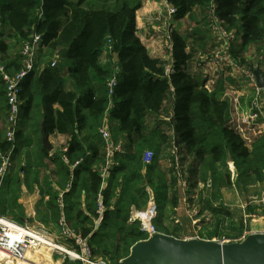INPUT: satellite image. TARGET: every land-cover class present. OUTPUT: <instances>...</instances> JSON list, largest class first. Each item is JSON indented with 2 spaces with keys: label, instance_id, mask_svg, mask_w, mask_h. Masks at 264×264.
I'll return each mask as SVG.
<instances>
[{
  "label": "trees",
  "instance_id": "obj_1",
  "mask_svg": "<svg viewBox=\"0 0 264 264\" xmlns=\"http://www.w3.org/2000/svg\"><path fill=\"white\" fill-rule=\"evenodd\" d=\"M164 1L175 9L173 21L187 18L193 26L179 32L169 22L170 39L161 57L150 54L137 34L138 5L0 0V63L10 73L23 66L21 46L40 36L36 63L19 91L21 114L12 151L14 162L21 153L26 162L13 163V175L3 178L0 213L9 211L13 220L25 223L20 222L16 202L18 181L16 189L12 187L14 174L23 173L24 184H37L40 196H47L40 222L54 226L62 212L67 224L86 239L92 257L111 264L147 238L138 221L128 220L131 210L143 209L149 198L156 204L154 226L171 235L162 221L167 204L176 207L185 197L188 209L197 208L196 216L203 210L215 214L223 210L218 203L222 187L235 185L242 193L264 177V133L247 144L228 123V102L222 97L226 87L216 83L206 88L198 76L203 57L213 47V11L238 41L235 48L236 42L231 44L232 57L251 70L258 68L264 77V0ZM52 60L55 68L50 67ZM113 76L116 85L108 95L107 82ZM4 113L7 117L0 79V121ZM104 123L123 151L114 152L102 183L105 152L98 130ZM42 126L47 137L67 136L65 145L48 151L42 144ZM6 128L7 121L4 132L0 130V153L10 145ZM30 145L31 150L20 151ZM146 151L152 152L149 163L143 160ZM161 156L169 161L166 170ZM79 159L72 169L70 164ZM229 162L235 168L234 182ZM44 168L48 170L41 175ZM98 194L103 212L94 228ZM246 211L264 214L256 204ZM63 260L61 264H82Z\"/></svg>",
  "mask_w": 264,
  "mask_h": 264
},
{
  "label": "built area",
  "instance_id": "obj_2",
  "mask_svg": "<svg viewBox=\"0 0 264 264\" xmlns=\"http://www.w3.org/2000/svg\"><path fill=\"white\" fill-rule=\"evenodd\" d=\"M165 14H163L164 22L166 23L169 17L172 16L175 9L166 4ZM211 19L209 25L212 49L205 54L203 62L200 64L207 74L204 80L206 88H210L217 83V77L222 75L223 78L227 74H230L234 84L231 86V91H224L222 97L228 102V123L233 127L241 137L249 144L253 138L264 133V86L262 88L257 86L256 78L253 70L241 64L235 60L230 54L231 44L236 40L235 35L226 29L225 24L217 17V15L211 11ZM158 29L161 30L160 27ZM169 30L166 31V43H168ZM40 36L34 35L31 40L24 43L20 52L23 56V66L16 73H10L6 67L0 63V79L5 87V97L7 104V128L5 131V139L10 144L7 152L0 153V200H1V181L10 171L13 160L12 151L16 145L15 143V131L17 130L18 122L21 114V104L19 99V91L21 89V83L30 71L37 60L39 49ZM50 67H56V60H52ZM202 71V70H201ZM169 72V67L165 69V73ZM210 75V76H208ZM211 76L215 77L212 79ZM264 78V77H263ZM116 85V78L113 76L107 82L108 95L112 94L113 87ZM227 89V86H226ZM104 143L105 163L100 169L102 177V183L107 174V168L113 162L114 152H121L122 147L120 143H114L108 126L104 123L98 130ZM152 159V152L146 151L143 160L145 163H149ZM63 161L68 162L67 158L63 156ZM81 159L74 161L70 164L73 169L79 163ZM228 168L231 171V180L234 182L236 174L233 172L232 163H228ZM234 174V175H233ZM182 187L186 186L185 181L181 182ZM261 187H264V177L261 183ZM211 182L208 181V186ZM255 197H252L249 204L257 203ZM185 202V197H183ZM260 201L264 202V197H260ZM58 202L62 207L61 194L59 195ZM103 206L101 203V196H97V213L98 216L94 220V228H96L102 218ZM190 216L196 218L197 208L188 209ZM156 216V204L152 198H149L146 206L141 210H133L130 214L129 221H138L140 230L147 235V238L155 233H159L153 224V219ZM248 217H256L254 214H248ZM198 220L196 219V222ZM58 236L64 238L71 243L70 248L63 250V258L67 255L72 260H80L82 264H107V261L103 259H94L92 257L91 248L88 245L85 238L76 233L68 224L61 212L56 224ZM48 228L42 223L28 224L19 223L12 218L0 213V264L4 262L17 263L18 261L27 260V251L29 249H35L41 247V245H50L56 242L51 237V233ZM50 233V234H49ZM146 238V239H147ZM188 238H198L197 235ZM220 243H224L226 240L213 239ZM240 241V240H239Z\"/></svg>",
  "mask_w": 264,
  "mask_h": 264
},
{
  "label": "crops",
  "instance_id": "obj_3",
  "mask_svg": "<svg viewBox=\"0 0 264 264\" xmlns=\"http://www.w3.org/2000/svg\"><path fill=\"white\" fill-rule=\"evenodd\" d=\"M120 3H122V0L119 2V4ZM131 4L138 5V8L135 12V21H136L137 34L140 40L147 47L150 54L158 55L161 57L166 55L165 35L169 27L168 23L173 21V17H172V20H171V17H169L166 23L164 22L163 19H159V18H163V14H165V11H166L164 0H136V1L133 0V3ZM192 26H193V22H191L187 18L181 19L179 21H173L172 24L170 23V27L177 29L179 32H184L187 29H190V27ZM158 27H160L161 30L158 29ZM234 42H236L234 46L235 48L238 45V41L235 40ZM101 57L102 59L105 58V56H101ZM198 76L200 77V79L205 80V78L207 77V74L201 68L199 69ZM227 79L228 80L225 83L222 81V79H217V84L223 85L226 87L229 85L230 82L232 83L230 78H227ZM5 115H6L5 113L2 115L1 121H0V130L2 132H4L5 127H6V116ZM36 139H37V134H34L32 138L33 142H35ZM66 140H67V136L65 135H60V134H55V133L50 134L48 136V142L52 146V149L49 151L53 153L54 151L61 149V147L65 145ZM32 147L33 146L30 145L28 148H23L20 151H29L32 149ZM164 156L160 157L159 162L161 166H163L164 169L166 170L169 164V161ZM25 162L26 160L24 158L21 161V164H24ZM167 177H169L168 174H167ZM20 188L21 190H24L25 192L27 191V187L25 186L23 181H22V185L20 186ZM34 188H35V185H34ZM232 188H234L235 190L237 189L235 185H233ZM232 188L222 187L219 191L220 200L218 203H220L222 206V209H223L222 212H217L215 214L211 213L208 210H203L201 212L202 216L204 215L206 217H209V215L212 216L211 219L205 220V221H203L200 216L199 217L196 216V218H194L193 216L192 217L190 216V214L188 213V208L186 206V203L183 201V198H181L178 201V204L176 207H173L172 205L167 204L163 210V216H162L164 227L169 231L171 235H178V237L180 238H188V237L197 235L200 239H204V240L224 238L226 240L239 241V240H242L250 232L251 233L264 232V214L251 213V214H254L257 217V219H252L253 217L249 218L247 216L248 215L246 211L247 208L251 204L257 205V203L249 204L247 202L245 207H242L245 211H243L241 215H237L235 213L233 214L232 212L230 213L232 208L226 203L228 202L226 201V197L228 196V198H230L229 196L232 195V192H234ZM248 188L246 189V191L248 190ZM236 192L237 194L239 193L238 189ZM31 195L33 197L32 199H34L35 197L34 194L32 193ZM32 199H26L25 201H28V200L32 201ZM46 201H47V196L45 194L39 196L38 199L33 200L34 205L35 203H37L36 205L38 206L36 210H35L34 205L32 207L31 203H28V206H26V203L24 204V202H20V201L19 202L21 203V205L24 206L27 218L33 220V218L35 217L37 219L42 218L43 215H41L40 212L43 210L42 206L45 205ZM133 210H135V208H133L131 212ZM5 214L6 216L9 215V213L7 212ZM10 218H12V216H10ZM196 219L198 220L197 222H196ZM169 222H171V224H169ZM47 228L50 232H52L51 234L50 233L49 234L51 235V237H53L55 235L53 229L55 228H53L51 224H48ZM31 255L32 253L30 254L27 253V257H32ZM27 260L29 261H26V262L22 261L20 264H25V263L31 264L32 263L30 259H27ZM36 261L37 262H35V264H43L41 263L39 259H36ZM63 261H64L63 259H60V263L58 264H61Z\"/></svg>",
  "mask_w": 264,
  "mask_h": 264
},
{
  "label": "water",
  "instance_id": "obj_4",
  "mask_svg": "<svg viewBox=\"0 0 264 264\" xmlns=\"http://www.w3.org/2000/svg\"><path fill=\"white\" fill-rule=\"evenodd\" d=\"M113 56L116 61V53ZM253 73L257 86L262 88V74L258 68ZM41 133L43 146L51 150L43 126ZM114 264H264V232H250L240 241L224 243L155 233L132 245L129 254Z\"/></svg>",
  "mask_w": 264,
  "mask_h": 264
},
{
  "label": "rangeland",
  "instance_id": "obj_5",
  "mask_svg": "<svg viewBox=\"0 0 264 264\" xmlns=\"http://www.w3.org/2000/svg\"><path fill=\"white\" fill-rule=\"evenodd\" d=\"M90 1H92V3L93 4H96V5H104V4H108L109 5V7L110 8H117L118 6H120L122 3H120L119 4V2L121 1V0H90ZM125 1V0H124ZM123 0H122V2H124ZM136 1V0H135ZM117 2H118V4H117ZM126 2H128V3H133V0H127ZM112 5V6H111ZM187 24H189V23H187ZM210 45V44H209ZM211 50V48H210V46H209V49L207 50V52H209ZM206 52V53H207ZM218 78L219 77H221L222 78V81L225 83L228 79L227 78H230V80L232 81V83L230 84L229 83V85L227 86V89H226V91L228 92V91H231L232 90V85L234 84L233 82H236L235 80H232L231 79V75L230 74H227L226 75V77H224L223 78V76L222 75H218L217 76ZM211 78L212 79H215V77L213 76H211ZM25 155H24V153H21V155H19L18 157L16 156V158L17 159H15V162H14V157H12V160H13V163H14V165L16 166V165H19L20 163H21V161L25 158L24 157ZM17 163V164H16ZM15 166H13V167H15ZM45 169L46 168H44V169H40V174L42 175L43 174V172H45ZM231 169H233V172H234V174H236L235 173V168L233 167V168H231ZM11 170V169H10ZM46 170H48V169H46ZM8 175H13V173L11 172L10 173V171L7 173ZM233 174V175H234ZM7 175V176H8ZM10 175V176H11ZM15 175V178H16V181L15 180H13L12 181V187H14L15 189H16V186H15V184H17V181H18V184H17V187H18V189L19 190H17V195H16V202H17V204H18V209H19V215H21V216H23L22 217V219H20V222H25V223H28V224H36V223H41L40 222V219L38 220L36 217L35 218H33V220L32 219H28L27 218V216H26V211H25V209H24V206L23 205H21V203L20 202H24V204L26 203V206H28V203H31L32 204V207H33V205H34V203H33V200H36V199H38V197L40 196V194H39V189H38V187H37V184H34L35 185V188H34V185H33V183H30V188L27 186V184H25V186L27 187V191L25 192L24 190H21V188H20V186L22 185V180L23 179H25V177H24V174L23 173H19V175H17L16 173L14 174ZM232 176V175H231ZM41 177V176H40ZM6 178V177H5ZM4 178V179H5ZM5 183H6V180H3L2 179V183H1V188H2V192H3V187H4V185H5ZM40 188V187H39ZM233 190H234V192H232V195H230L229 197L230 198H228V196L226 197V201H228V202H226L231 208H232V210L230 211V213L232 212L233 214L235 213V214H237V215H241L242 213H243V211H245L242 207H245V205L247 204V202L248 201H251V199H252V197H255L256 199H254V200H257L258 202H257V205H259L261 208H264V202H261L260 201V197H264V187H261V184H257V185H254V186H252V187H249L248 188V190L247 191H243L242 193L241 192H239L238 194H237V189L235 190L234 188H232ZM33 191V192H32ZM34 194V199H32L33 197H32V195L31 194ZM2 198V197H1ZM26 199H32V201H30V200H28V201H25ZM20 202H19V201ZM224 202V201H223ZM37 203H35V205H34V207H35V210L38 208V206L36 205ZM199 209V208H198ZM8 213H10L9 211H8ZM203 214V213H202ZM261 214V213H260ZM263 214V213H262ZM36 215V214H35ZM7 216H9V215H7ZM200 217H201V219L203 220V221H205V220H209V219H211L212 218V216H210L209 215V217H206L205 215L204 216H202L201 214L199 215ZM198 216V217H199ZM10 217V216H9ZM39 217H40V215H39ZM249 218H251V217H249ZM252 219H257V217H253ZM154 220V219H153ZM169 224H171V222H169ZM45 226L46 227H48V225H46L45 224ZM51 227V226H50ZM53 228H55V229H53L54 230V233H55V235L52 237V239L54 240V242H56V244H58V245H60L61 247H64V248H70V245H71V243L69 242V241H66L64 238H62V237H60V236H58L59 234H57V229H56V226L54 225V226H52ZM48 230V229H47ZM52 230V231H53ZM49 231V230H48ZM168 231V230H167ZM50 232V231H49ZM50 233H52V232H50ZM174 236V235H173ZM176 236H178V235H176ZM180 238V237H179ZM43 248H45V247H43ZM44 250H47V249H43V251ZM47 252L49 253V255H51L53 258H55V259H57V258H59V259H62L63 258V252H61V251H59V250H47ZM42 254H44V255H46L45 254V251L44 252H42ZM39 254L38 253H36V254H34V255H31L32 257H27V259H30V261H32V263L31 264H35V262H37L36 261V259H37V256H38ZM64 259L65 260H67L68 262H71V261H73L72 259H70L67 255H65V257H64ZM45 261L47 260L46 258L44 259ZM77 260V259H76ZM26 261H29V260H26ZM26 261H24V262H26ZM80 261V260H79ZM22 261H18L17 263H11V262H4V264H20ZM108 262V261H107ZM26 264V263H25ZM107 264H111L110 262H108Z\"/></svg>",
  "mask_w": 264,
  "mask_h": 264
},
{
  "label": "bare ground",
  "instance_id": "obj_6",
  "mask_svg": "<svg viewBox=\"0 0 264 264\" xmlns=\"http://www.w3.org/2000/svg\"><path fill=\"white\" fill-rule=\"evenodd\" d=\"M43 247H45V248H43ZM43 249H47L50 251L51 250H59V251L66 250V248L61 247L60 245L55 246L53 243H51L50 245L49 244L48 245H41V247H39V248L29 249L27 251V253H29V254L32 253V255L38 253L39 255L37 256V259H39L41 261V263H43V264H58V263H60V259L59 258L58 259L53 258L51 255H49L47 250H44L45 254L47 253L46 255L42 254V252H44ZM45 258L47 259L46 261L44 260Z\"/></svg>",
  "mask_w": 264,
  "mask_h": 264
}]
</instances>
